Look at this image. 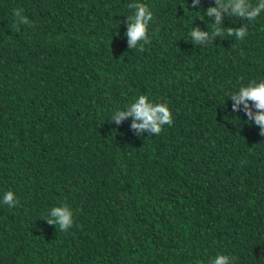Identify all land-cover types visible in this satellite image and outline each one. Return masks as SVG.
<instances>
[{
	"label": "trees",
	"instance_id": "trees-1",
	"mask_svg": "<svg viewBox=\"0 0 264 264\" xmlns=\"http://www.w3.org/2000/svg\"><path fill=\"white\" fill-rule=\"evenodd\" d=\"M130 3L153 13L143 52L128 44ZM218 6L0 0V264H264V136L229 98L264 81V12H224L219 27L248 34L196 44ZM140 95L172 125L111 120ZM59 206L73 214L64 231L48 223Z\"/></svg>",
	"mask_w": 264,
	"mask_h": 264
},
{
	"label": "clouds",
	"instance_id": "clouds-1",
	"mask_svg": "<svg viewBox=\"0 0 264 264\" xmlns=\"http://www.w3.org/2000/svg\"><path fill=\"white\" fill-rule=\"evenodd\" d=\"M199 3V0H195ZM218 7H210L207 10V16L216 18V25H213L212 33L202 31L200 28H193L190 32L191 39L199 44L202 41L211 42L214 37L221 36L225 32L228 36H235L237 39H243L247 34V24L239 29L219 27L223 13L229 12V15L237 19L247 21L256 20L264 12V0H258L253 5L250 0H217ZM129 8L135 9L132 16H128L130 21L127 27L126 36L128 37L129 47L143 52L145 45L150 43L148 28L153 20V13L147 5L142 3H130ZM17 24H30L26 16H23L19 10L14 13ZM204 19V15L200 16ZM235 101L233 111L238 112L240 105H244V111L250 120H254L256 125L261 128V135L264 136V81H252L249 85L243 86L238 92L229 97ZM253 106L256 112H253ZM128 111L117 110L111 120L116 123L122 122L127 117H133L132 128L139 133L149 130L152 134H160L164 125L171 126L173 123V114L169 106L165 103H152L145 95H140L134 103L128 107ZM3 203L10 208L16 206L19 202L12 191H8L3 196ZM51 219L49 224H55L59 230L64 231L73 225V214L67 206L53 207L50 210ZM211 264H231V258L226 255H218Z\"/></svg>",
	"mask_w": 264,
	"mask_h": 264
}]
</instances>
